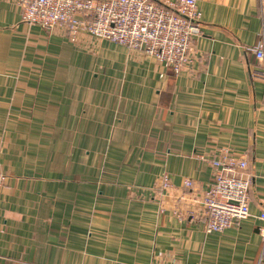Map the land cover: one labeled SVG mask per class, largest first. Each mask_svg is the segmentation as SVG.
Wrapping results in <instances>:
<instances>
[{"label":"crops","instance_id":"crops-1","mask_svg":"<svg viewBox=\"0 0 264 264\" xmlns=\"http://www.w3.org/2000/svg\"><path fill=\"white\" fill-rule=\"evenodd\" d=\"M197 3L195 62L175 74L0 0V264H264V0ZM225 146L249 161L251 215L207 233Z\"/></svg>","mask_w":264,"mask_h":264},{"label":"built area","instance_id":"built-area-1","mask_svg":"<svg viewBox=\"0 0 264 264\" xmlns=\"http://www.w3.org/2000/svg\"><path fill=\"white\" fill-rule=\"evenodd\" d=\"M7 1L21 7L25 22L49 31L60 29L74 44H81L84 37L110 40L155 58L175 74L195 62V42L202 35L197 0ZM255 55L264 61V41ZM209 162L212 182L201 198L204 230L221 233L251 215L253 175L248 172L247 156H238L227 146L219 148ZM184 183L192 185L191 180ZM171 186L169 174H164L163 188ZM260 218L264 220V212ZM261 235L264 242V227Z\"/></svg>","mask_w":264,"mask_h":264}]
</instances>
